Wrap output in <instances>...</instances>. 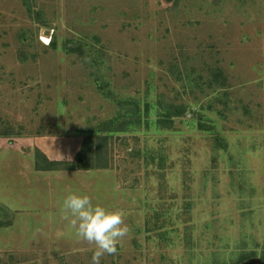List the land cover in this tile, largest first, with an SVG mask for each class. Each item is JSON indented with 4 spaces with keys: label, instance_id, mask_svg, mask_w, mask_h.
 I'll return each instance as SVG.
<instances>
[{
    "label": "rangeland",
    "instance_id": "rangeland-1",
    "mask_svg": "<svg viewBox=\"0 0 264 264\" xmlns=\"http://www.w3.org/2000/svg\"><path fill=\"white\" fill-rule=\"evenodd\" d=\"M69 192L100 264H264V0H0V264H91Z\"/></svg>",
    "mask_w": 264,
    "mask_h": 264
},
{
    "label": "clouds",
    "instance_id": "clouds-1",
    "mask_svg": "<svg viewBox=\"0 0 264 264\" xmlns=\"http://www.w3.org/2000/svg\"><path fill=\"white\" fill-rule=\"evenodd\" d=\"M60 213L75 238L95 245L91 264H100L102 256L114 254L128 232L120 211L94 204L87 194L80 192H69L63 197Z\"/></svg>",
    "mask_w": 264,
    "mask_h": 264
},
{
    "label": "trees",
    "instance_id": "trees-1",
    "mask_svg": "<svg viewBox=\"0 0 264 264\" xmlns=\"http://www.w3.org/2000/svg\"><path fill=\"white\" fill-rule=\"evenodd\" d=\"M29 12H30V10H29ZM51 42H52V44H54V41H51ZM51 42H49V44ZM85 143L86 142H84V144H83V146L86 145V147L84 146L85 147L84 149H86V148L88 149L89 147H88L87 144L88 143H91V142H87L86 144ZM92 145L94 147V149H93L94 150V153H96L98 151V148L99 147H98V145L93 144V143H92ZM79 153L80 152H78V154ZM34 158H35V160H34L35 169L36 170H39V171H48V170L54 169L55 166H56V163H57V162H54V161L49 160L46 157V155L42 151H40L38 148L35 149V156H34ZM92 166H93L92 164L89 165V167H92ZM80 167H82V166H80Z\"/></svg>",
    "mask_w": 264,
    "mask_h": 264
},
{
    "label": "crops",
    "instance_id": "crops-1",
    "mask_svg": "<svg viewBox=\"0 0 264 264\" xmlns=\"http://www.w3.org/2000/svg\"><path fill=\"white\" fill-rule=\"evenodd\" d=\"M45 146V145H44ZM47 146V145H46ZM39 147V146H38ZM77 150H79V148L77 149ZM42 151V150H41ZM43 152V151H42ZM45 155H46V153L45 152H43ZM47 157V156H46ZM49 160H51V159H49ZM51 161H57V160H51Z\"/></svg>",
    "mask_w": 264,
    "mask_h": 264
},
{
    "label": "built area",
    "instance_id": "built-area-1",
    "mask_svg": "<svg viewBox=\"0 0 264 264\" xmlns=\"http://www.w3.org/2000/svg\"><path fill=\"white\" fill-rule=\"evenodd\" d=\"M45 43H49V41L48 42H45Z\"/></svg>",
    "mask_w": 264,
    "mask_h": 264
},
{
    "label": "bare ground",
    "instance_id": "bare-ground-1",
    "mask_svg": "<svg viewBox=\"0 0 264 264\" xmlns=\"http://www.w3.org/2000/svg\"><path fill=\"white\" fill-rule=\"evenodd\" d=\"M44 39H46V38L44 37Z\"/></svg>",
    "mask_w": 264,
    "mask_h": 264
}]
</instances>
